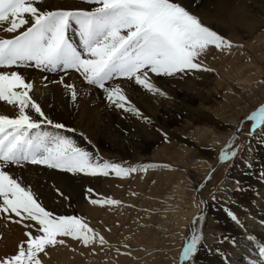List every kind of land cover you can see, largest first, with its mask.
Returning a JSON list of instances; mask_svg holds the SVG:
<instances>
[{
    "label": "snow or ice",
    "instance_id": "1",
    "mask_svg": "<svg viewBox=\"0 0 264 264\" xmlns=\"http://www.w3.org/2000/svg\"><path fill=\"white\" fill-rule=\"evenodd\" d=\"M199 3L200 0L189 3L184 0H83L81 6L55 5L48 0H0V102L14 109L11 115L0 114V214L24 229V239L18 242L14 253L0 256V264H45L49 247L65 246V238L85 247L108 244L105 236L81 216L49 210L31 181L17 176L12 169L38 166L73 175L126 178L150 167H171L169 164L124 166V162L102 158L98 149L93 152L81 147L73 138L77 129L45 110L36 96L33 81L24 72L31 69L57 76L58 79L50 80L42 75V86H59L77 111L80 97L97 92L107 109L151 126V117L130 98L132 92L139 89L145 95L169 99L163 86L156 82L158 78L183 79L196 73L214 72L205 63V57L214 51L230 53L233 48L244 46L226 36L221 26H214L195 12ZM70 31L78 37V43L69 35ZM71 73L79 75L80 85L69 82ZM48 108L54 105L48 104ZM245 121L251 122L247 130ZM222 124H227L232 131L226 133L218 155L199 161L201 165L207 164V172L197 183V192L207 187L221 166H228L222 179L208 189L209 200L201 199L196 204L198 212L187 225L189 231L183 237L179 264H196L200 247H206L203 224L209 202L215 204L221 197L227 199L229 192L246 190L239 180L229 181V176L232 168L238 167L237 159L251 167L243 153H251L252 139L264 144V103L244 120L234 124L222 121ZM157 131L165 143L169 142L167 132ZM241 133L245 134L248 148L237 143ZM78 136L96 147L84 131ZM202 147L213 150L212 145ZM56 191L64 197L60 189ZM86 198L92 205L121 204L112 197L101 198L91 187L86 189ZM226 214L238 227H244V221L234 211L226 209ZM260 227L264 228V221ZM245 235L258 253L249 264H264V241L254 234ZM229 241L238 243L235 237L223 236L220 240L221 243Z\"/></svg>",
    "mask_w": 264,
    "mask_h": 264
},
{
    "label": "bare ground",
    "instance_id": "2",
    "mask_svg": "<svg viewBox=\"0 0 264 264\" xmlns=\"http://www.w3.org/2000/svg\"><path fill=\"white\" fill-rule=\"evenodd\" d=\"M48 2L55 5L75 4L73 0ZM189 2L190 0H184V3ZM194 11L205 21L214 26H221L224 34L234 42L240 41L250 49H253V46L247 44L244 39L264 28V0H200ZM257 39L264 42L262 35L257 36ZM245 46L242 49L246 50ZM231 51L233 57L231 53L214 51L204 58L205 63L215 69L214 72L196 73L183 79L158 78L156 82L163 86L169 99L145 95L139 89L132 92L130 98L145 115L151 117L153 121L151 126L130 115L115 110H104L102 95L97 92H93L91 96L80 97L77 101L79 105L77 111L76 106L63 95L59 86L53 84L42 86V75L48 76L50 80L58 79L57 76L31 69L24 72L33 81L36 96L43 103L45 110L54 118L67 123L69 127L77 129L76 135L66 134L73 135L81 147L93 152L98 149L99 155L108 160L128 158L136 162L145 159L147 156L145 154L152 153L149 156L154 159L166 157L165 160L171 167L188 171L195 167L191 178L187 174L186 176L175 174L174 171L167 174L168 178L184 179L179 186L181 192L179 201L173 204L175 208L171 211L168 207L170 211L163 214L164 223L170 228L166 232H161L158 237L163 241L160 257L152 258L153 260L149 262L147 259L133 258L130 264H173L174 259L177 264L184 241L182 235L198 212L197 200L199 197L200 200H209L208 189L211 188L210 185L213 186L215 180L214 177L204 190L197 192L196 185L207 172V164L201 165L199 161L218 155L220 147L226 141V133L232 131L227 124H222V121L234 124L239 121L241 115L248 114L258 103L264 101V64L259 66L249 57L242 59L239 53L234 55V50ZM263 56L258 57L261 59ZM67 79L77 85L81 83L77 73H71ZM48 104H53L54 108L49 109ZM13 113L12 106L0 102V114ZM120 117L130 122L129 131L122 132L123 129L120 128L115 131V126L118 127L123 120ZM157 129H163L169 136L166 145L162 142V151H160L162 148L154 149L155 143L161 139V133ZM80 131L88 135L95 148L78 136ZM239 140V143L248 148L249 143L245 134L241 133ZM216 141L219 143H215ZM175 142L181 144L174 151H170L169 144L173 145ZM207 145H212L213 150L208 151L206 147H202ZM254 147L252 146L251 150ZM245 153L246 151L243 156ZM255 153L252 156L254 161L250 163L251 167L245 169L244 174L235 175L236 167H233L229 176V181L232 178L243 180V187L246 190L231 192L236 198L233 201L224 203L225 199L221 197L215 204L209 202L204 230L206 247H200L196 264H249L251 259L257 257L255 246L250 245L245 234H254L264 241V228L260 227V222L264 221V144L261 143ZM238 161L240 160H236L237 165ZM209 163L214 164L215 161L209 160ZM255 164L260 167L259 171L252 172ZM12 171L25 181H31L41 201L49 210L61 214L69 208L68 205L77 211L86 209L84 204L86 191H83L79 178L71 176L73 174L38 166L14 168ZM151 173L149 171L147 175ZM93 183L90 184L92 187L99 186L98 182L95 181L94 186ZM43 187L50 190L43 191ZM57 188L67 199L57 193ZM226 209H231L244 221L243 228L238 227L228 217ZM97 210L95 209L92 215L103 220L101 218L103 215ZM223 236L235 237L238 243L232 244L230 241L221 243ZM23 239L22 226L6 220L4 214H0V256L14 253L18 242ZM45 262L50 264L52 261Z\"/></svg>",
    "mask_w": 264,
    "mask_h": 264
},
{
    "label": "rangeland",
    "instance_id": "3",
    "mask_svg": "<svg viewBox=\"0 0 264 264\" xmlns=\"http://www.w3.org/2000/svg\"><path fill=\"white\" fill-rule=\"evenodd\" d=\"M57 1L72 2V0ZM73 2L75 4L83 6V0H73ZM69 35L72 36V38L76 42H78V37L75 36L73 32L70 31ZM259 35H262V37L264 38V28L260 29L257 32H254L251 37H247L244 39L247 44L253 46V49H250L245 45L244 46L246 47V50L242 48H233L234 55H236V53H239L241 55L239 57L242 59H244V57H249L252 61H254V64H257L259 66L261 64H264V56L261 59L258 57L260 55H264V42L261 39H257V36ZM260 103H264V101H261ZM260 103H258L255 108L258 107ZM102 107L104 110L107 109L105 108L104 102ZM251 111H249L248 114ZM248 114L241 115L239 121L244 120V118ZM120 119L123 120L120 125H118V127L115 126V131H118L120 129H123L122 132H125V130L129 131L131 127L129 126L130 122L124 120V118L121 117ZM250 123L251 122L249 121H245V130L250 127ZM160 137L161 139L160 141H158L159 143H155L154 149L160 150V148L163 147L162 142L164 141L162 136ZM239 141L240 140L238 139L237 143H239ZM257 143L258 145L256 147ZM179 144H181V142H175L173 145L169 144V146L171 147L170 151H174L175 149H177ZM260 144L261 143L258 139H252L250 141V145L255 147L251 150V154L246 152L243 158L248 160L250 163L253 162L254 159L252 158V156L255 153L256 148H258ZM162 150L163 148L160 151ZM145 155H147V159L145 158L136 162L129 160L128 158L122 160L113 158L109 160H113L117 163L124 162V166L169 164V162L165 160L166 157H163L164 159H154L152 158V156H149L152 155V153H147ZM238 160L240 161L237 162L238 167H236V170L234 172L237 176H239L240 174H244L245 169L249 168L242 159ZM227 166L228 165L221 166L219 170L214 174L213 178L215 177V180L213 181V185L217 184L222 179V177L224 176V168ZM194 168L191 167V171H188V169L182 170L175 167H150L144 171H137L135 173H132L126 178H118L114 175H110L109 177H92L83 173L71 175L75 179H80H78V181L83 186V191H86L87 188L91 187L95 190L96 193L100 194L101 198L112 197L114 199L120 200L121 204L104 206L92 205L85 197L84 204L86 209L83 208L81 211H77L73 206L68 205L69 208H66V211H62L61 214L81 216L84 221L89 224L90 227L99 231L100 234L101 232L103 233L102 235L105 236L108 244L103 246L94 244L90 247H85L77 241L72 240L71 238H65L67 241L66 245L57 246L54 248L49 247V257L44 258V260L52 261L50 264H130V261L133 258H137V260L147 259L148 262L150 260H153L152 258L158 259L160 257V252H162L161 247L163 242L158 237L161 235V232H166L170 228V226L167 228L166 224L164 223L163 217L165 215L163 214H166L170 211L168 210V207L171 208V211H173V208H175L173 207V204L179 201L181 193L179 190V186L181 181L184 179L181 178V180H177L174 178H168L167 174H169L170 171H174L175 174L178 173L183 176H186L187 174L191 178ZM252 168V172H254L259 171L260 167L255 164V166H253ZM149 171L152 173L147 175V172ZM83 178L84 180H81ZM95 181L99 183V186L97 188L90 185L93 182L95 183ZM239 181L242 185H244L243 180ZM210 187L212 186L210 185ZM43 189V191H46V189L50 190V188L45 187H43ZM198 199L199 200L197 201L199 202L200 197ZM233 200H236V198L231 194V192H229L228 198L225 199L224 203ZM95 209H98L97 212H99L100 215H103V217H101L103 218V220L99 219V217H96V215H92L94 214ZM205 225L206 221L203 224V234ZM188 231L189 229L188 227H186V230L182 236L186 235ZM125 244L128 245L127 248L124 247ZM93 248L95 249L94 252ZM101 248H103V251L101 250ZM116 248H119L120 251L117 252ZM122 253H131V255H123ZM177 264H179V257Z\"/></svg>",
    "mask_w": 264,
    "mask_h": 264
}]
</instances>
